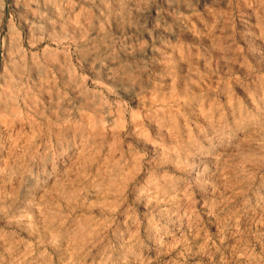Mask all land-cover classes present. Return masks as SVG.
Masks as SVG:
<instances>
[{"label":"rangeland","instance_id":"rangeland-1","mask_svg":"<svg viewBox=\"0 0 264 264\" xmlns=\"http://www.w3.org/2000/svg\"><path fill=\"white\" fill-rule=\"evenodd\" d=\"M0 264H264V0H0Z\"/></svg>","mask_w":264,"mask_h":264}]
</instances>
